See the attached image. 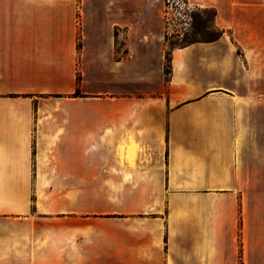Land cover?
<instances>
[{"label": "crops", "instance_id": "crops-1", "mask_svg": "<svg viewBox=\"0 0 264 264\" xmlns=\"http://www.w3.org/2000/svg\"><path fill=\"white\" fill-rule=\"evenodd\" d=\"M189 3L166 82L162 0H0V264H264V0Z\"/></svg>", "mask_w": 264, "mask_h": 264}, {"label": "rangeland", "instance_id": "rangeland-1", "mask_svg": "<svg viewBox=\"0 0 264 264\" xmlns=\"http://www.w3.org/2000/svg\"><path fill=\"white\" fill-rule=\"evenodd\" d=\"M162 2L164 10V0ZM185 2L187 6H183L182 12L186 13L185 15L189 17L188 25L180 23L179 21L169 26L164 20V31L168 46L170 44H178L180 46L194 39L203 40L199 42H210L209 39H213L219 34L220 28L215 24L213 8L192 5L190 4L191 2L189 3V0H185ZM185 9L186 11H184ZM204 39L206 40L204 41ZM170 77L171 73L166 74L165 72L166 82H169ZM253 89V134L254 138H256L259 135H264V92H259L260 89H264V77L254 76ZM263 145L264 142L254 141V161L264 157ZM261 167L263 168V165ZM261 192L254 191V196L257 197L256 199L261 197Z\"/></svg>", "mask_w": 264, "mask_h": 264}, {"label": "built area", "instance_id": "built-area-1", "mask_svg": "<svg viewBox=\"0 0 264 264\" xmlns=\"http://www.w3.org/2000/svg\"><path fill=\"white\" fill-rule=\"evenodd\" d=\"M184 5L187 6L185 0H164V20L167 25L172 26L179 21L188 25L189 17L182 12ZM181 19L183 20L181 21Z\"/></svg>", "mask_w": 264, "mask_h": 264}, {"label": "trees", "instance_id": "trees-1", "mask_svg": "<svg viewBox=\"0 0 264 264\" xmlns=\"http://www.w3.org/2000/svg\"><path fill=\"white\" fill-rule=\"evenodd\" d=\"M212 10L214 12V17H215L216 16V10L215 9H212ZM222 34H223V30L220 29L219 34L215 38L209 39V41L217 40L218 38H220L222 36ZM165 40H166V44H167V38L166 37H165ZM205 40L206 39H204V41ZM199 41H203V40L194 39L193 41L185 42L183 45H180V46L178 44H170L168 46V44H167L166 57H165V72H166V74H170L172 71V68H171L172 65L171 64H172V51H173V49H175L177 47H185V46H188L192 43L199 42ZM80 47H81V41L78 37V48H80ZM76 94H79V91H77Z\"/></svg>", "mask_w": 264, "mask_h": 264}]
</instances>
